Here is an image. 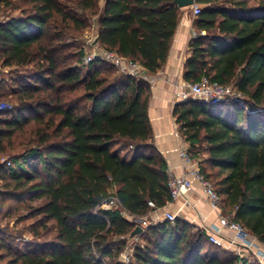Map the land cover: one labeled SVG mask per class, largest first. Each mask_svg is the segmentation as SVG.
<instances>
[{
	"label": "trees",
	"instance_id": "trees-1",
	"mask_svg": "<svg viewBox=\"0 0 264 264\" xmlns=\"http://www.w3.org/2000/svg\"><path fill=\"white\" fill-rule=\"evenodd\" d=\"M197 1L202 12L193 27L206 34L191 39L184 78L207 76L237 95L218 104L177 102L173 113L223 214L264 244V0ZM1 3L20 14L0 21V63L31 70L12 81L15 104L0 111V203L37 202L33 215L55 234L20 251L0 228V264H124L120 255L135 237L142 243L133 245L130 264H261L181 218L131 237L135 221L103 207L115 194L144 218L171 201L167 165L153 144L151 85L106 61L81 66L83 50L70 52L64 35L87 29L79 11L89 14L102 48L157 73L184 8L174 0ZM3 82L0 99L8 95ZM19 139L24 151L6 157Z\"/></svg>",
	"mask_w": 264,
	"mask_h": 264
},
{
	"label": "built area",
	"instance_id": "built-area-1",
	"mask_svg": "<svg viewBox=\"0 0 264 264\" xmlns=\"http://www.w3.org/2000/svg\"><path fill=\"white\" fill-rule=\"evenodd\" d=\"M190 8L194 17L198 16L202 12V5L198 3V1H195L194 4L190 6ZM205 34L206 30H195L193 32L192 38H197ZM95 60L106 61L112 64L119 73L130 75L138 79H143L149 82L151 85L155 81L152 75H150V73L138 62L126 59L115 51L106 50L97 45L96 42H94L90 51L85 55L84 62L85 64H88ZM176 94L177 98L181 102L189 99H195L210 104H218L230 97L236 96L235 89L232 85L213 81L207 76L202 77L199 81L188 83L186 89H177ZM11 108V104L0 102V111ZM176 134L181 141L177 151L183 160L185 173L183 175H177L168 171V185L171 195L170 203H173L179 198H184L185 205H192L187 195L193 188V179H196L200 184L201 191L209 206L212 208V210L218 212L219 214L218 224H213L206 228L210 241L220 244V236L223 230L232 231L234 233V237L230 240L229 245L233 246L235 249H237V247H241L247 250L261 264H264V245L256 237L252 236L239 222L233 220L230 215L223 214L221 199L215 189L214 184L203 174L198 160L193 158L190 154L189 144L182 132L179 131ZM2 161H7V159L3 158ZM7 163L10 165L11 162L7 161ZM149 206L154 208V202L149 201ZM103 207L106 209L119 208L125 217L134 220L137 225L148 226L150 224L144 218L134 217L129 214L124 209L122 203L115 194H111L107 198V200L103 203ZM159 209L160 208H157L154 211ZM165 219L169 221H175L177 219V215L172 212H167L165 214ZM135 241L139 240L136 239ZM238 253L240 254L239 251ZM133 254V245L129 244L120 255V260L124 264H130Z\"/></svg>",
	"mask_w": 264,
	"mask_h": 264
},
{
	"label": "crops",
	"instance_id": "crops-1",
	"mask_svg": "<svg viewBox=\"0 0 264 264\" xmlns=\"http://www.w3.org/2000/svg\"><path fill=\"white\" fill-rule=\"evenodd\" d=\"M195 30L193 18L187 13H183L173 37L167 62L157 73H150L155 79L154 83L150 84L148 110L154 134L153 144L164 157L167 171L177 175H183L185 167L177 151V148L181 144L176 134L180 131V126L176 121L173 111L175 104L181 102L177 98V89H186L189 83L184 78L185 60L191 53L189 43ZM96 44L99 45L97 42ZM187 197L192 205H185V199L179 198L157 211H151L144 219L149 223H158L166 220L165 214L167 212H172L177 215V218L195 225L196 228L204 230L208 234L206 228L213 224H218L219 214L209 206L196 179H193V188ZM142 227L146 228L147 226L142 225ZM233 237L234 233L232 231L223 230L220 236V245L231 251H237V254H239V251V255L243 257L249 259L255 258L247 250L241 247L235 249L229 245ZM136 239L139 240L138 237H135L131 242H135Z\"/></svg>",
	"mask_w": 264,
	"mask_h": 264
},
{
	"label": "rangeland",
	"instance_id": "rangeland-1",
	"mask_svg": "<svg viewBox=\"0 0 264 264\" xmlns=\"http://www.w3.org/2000/svg\"><path fill=\"white\" fill-rule=\"evenodd\" d=\"M73 3L71 6H75L76 0H71ZM80 15L87 19L89 26L87 29L82 31H70L64 35V41L68 42L70 45V52H79L83 50V56L81 57L80 65L86 66L84 62L85 55L90 51L92 45L96 40L97 27L95 24V18L89 14L82 13L79 11ZM182 13H187L193 18L191 8H186ZM19 15V10H14L9 8L6 4H0V21L7 18L8 15ZM31 70V67H6L2 66L0 63V80H4L3 86L7 96L1 98L0 101H5L9 104H15L14 97L11 96L12 91V81L16 80L19 76L28 74ZM236 92V91H235ZM237 95V93H236ZM24 138V136H23ZM22 138V139H23ZM22 139L15 141L14 148L9 150V153L6 157L20 154L24 151L23 146H20ZM2 183L0 182V185ZM27 200V199H26ZM37 202L27 201L22 203L18 200H6L5 202L0 203L2 206V214L0 218V228L4 231V236L9 245L13 246L15 250L26 251L29 248L33 247L36 244L42 243L46 240L51 239L55 231L50 229H44L39 225L38 219L40 216L33 215L34 208L37 206ZM53 223H49L51 227ZM39 232L40 235H35L34 232ZM141 241H135L134 244H140ZM6 262V261H5Z\"/></svg>",
	"mask_w": 264,
	"mask_h": 264
},
{
	"label": "water",
	"instance_id": "water-1",
	"mask_svg": "<svg viewBox=\"0 0 264 264\" xmlns=\"http://www.w3.org/2000/svg\"><path fill=\"white\" fill-rule=\"evenodd\" d=\"M197 0H174V3L180 8H189L194 4ZM144 228L141 225H137L135 230L131 233V237H135L136 235L142 233Z\"/></svg>",
	"mask_w": 264,
	"mask_h": 264
}]
</instances>
